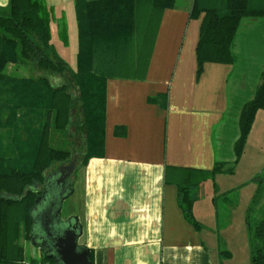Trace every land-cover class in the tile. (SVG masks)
Here are the masks:
<instances>
[{
  "label": "crops",
  "instance_id": "obj_1",
  "mask_svg": "<svg viewBox=\"0 0 264 264\" xmlns=\"http://www.w3.org/2000/svg\"><path fill=\"white\" fill-rule=\"evenodd\" d=\"M8 2L0 0V7ZM43 2L51 42L54 35L61 40L75 70L74 0ZM192 6L193 0H175L163 10L143 77L106 81L102 153L87 160L77 197L67 204L64 199L60 211L61 219L77 217L78 244L88 249L92 264H232L210 226L202 228L208 182L214 189L215 178L201 179L200 172L212 169L218 158L215 131L227 119L234 65L207 62L196 73L203 12L192 17ZM255 23L264 26L258 19L246 22ZM23 68L7 70L29 75ZM168 172L186 176L181 183L194 198L196 226L185 219ZM23 248L25 263L43 256L30 240Z\"/></svg>",
  "mask_w": 264,
  "mask_h": 264
},
{
  "label": "trees",
  "instance_id": "obj_2",
  "mask_svg": "<svg viewBox=\"0 0 264 264\" xmlns=\"http://www.w3.org/2000/svg\"><path fill=\"white\" fill-rule=\"evenodd\" d=\"M174 5L175 0H74L75 70L51 42L43 0H9L0 7V264H31L25 263L22 243L28 238L25 230L33 224L29 210L43 190L48 171L74 156L69 149L54 147L51 134L61 132L68 139L81 133L83 155L73 172L80 183L87 160L102 153L106 81L144 76L158 19ZM199 12L203 17L195 48L197 74L207 62L237 63L236 43L251 37L254 30L241 33L244 19L264 24V0H193L190 14L195 17ZM10 65L42 75L16 76L8 72ZM260 76L253 97L240 111L234 162L257 111L264 108V68ZM51 77L60 83H52ZM71 127L75 133H70ZM232 170L233 166L226 169L216 160L212 169L199 172L204 179ZM166 179H175L178 205L196 226L194 198L188 185L181 183L186 176L168 172ZM71 187L73 193V182ZM263 194L260 180L245 217L250 264H264ZM47 262L54 264L41 256V264Z\"/></svg>",
  "mask_w": 264,
  "mask_h": 264
},
{
  "label": "rangeland",
  "instance_id": "obj_3",
  "mask_svg": "<svg viewBox=\"0 0 264 264\" xmlns=\"http://www.w3.org/2000/svg\"><path fill=\"white\" fill-rule=\"evenodd\" d=\"M248 20L245 19L242 22L244 24L240 27L241 33L243 31L249 33L254 30L251 32V37L236 43L235 52L238 56L237 63L234 65L229 78L228 115L218 132L215 131L214 137L217 161L222 162L226 169L233 166V170L232 172L216 173L214 175V189L212 181L208 182L209 194L206 202H203L205 206L201 209L202 215L207 216L205 221H201L202 228L206 229L207 226H210L220 245H225L224 248H227L226 250L231 253L232 264H250L249 235L245 217L251 199L258 185H260V180L264 186V108L257 111L243 150L238 160L234 162L233 145L239 135L240 111L243 105L253 97L261 81L260 75L264 68V26L257 23L246 24ZM148 23L151 24L152 20H148ZM52 34L54 35V31ZM60 42L61 40L56 35L52 37V44L56 51L58 50L61 57L70 63L71 58L66 49L60 45ZM27 74L42 75L38 70L28 71ZM50 79L52 83H60V79L57 77ZM70 133H75V129L71 127ZM62 134L61 132L52 133L51 144L54 147L69 149L71 155H75L77 158L76 167H80L79 164L83 155L81 133L75 134L74 137L70 136L68 139L64 138ZM52 169L54 168L50 170ZM75 179L73 174L69 178V181L73 182L74 191L66 198V204L69 200L77 197L79 183ZM199 200L198 194L195 196V201L198 202ZM261 204H264V194ZM195 218L197 219L198 215H195ZM25 234L28 237L25 240L28 241L30 228L25 230ZM40 253H42L41 250ZM33 263L41 264V258L36 257Z\"/></svg>",
  "mask_w": 264,
  "mask_h": 264
},
{
  "label": "water",
  "instance_id": "obj_4",
  "mask_svg": "<svg viewBox=\"0 0 264 264\" xmlns=\"http://www.w3.org/2000/svg\"><path fill=\"white\" fill-rule=\"evenodd\" d=\"M75 163L74 155L68 163L58 165L46 175L43 190L29 210L33 221L29 240L54 264H92L88 249L78 244L81 228L77 217H60L62 203L73 190L67 180Z\"/></svg>",
  "mask_w": 264,
  "mask_h": 264
},
{
  "label": "flooded vegetation",
  "instance_id": "obj_5",
  "mask_svg": "<svg viewBox=\"0 0 264 264\" xmlns=\"http://www.w3.org/2000/svg\"><path fill=\"white\" fill-rule=\"evenodd\" d=\"M57 166H58V165H57ZM57 166H56V167H57ZM56 167H55L54 169L50 170L46 175H48L49 173H51L52 171H54V170L56 169ZM67 181H69V179H68ZM70 183L72 184L71 181H70Z\"/></svg>",
  "mask_w": 264,
  "mask_h": 264
},
{
  "label": "built area",
  "instance_id": "obj_6",
  "mask_svg": "<svg viewBox=\"0 0 264 264\" xmlns=\"http://www.w3.org/2000/svg\"><path fill=\"white\" fill-rule=\"evenodd\" d=\"M48 264V263H47Z\"/></svg>",
  "mask_w": 264,
  "mask_h": 264
}]
</instances>
